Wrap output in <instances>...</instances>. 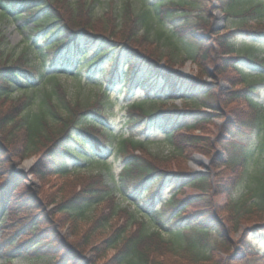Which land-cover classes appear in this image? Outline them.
<instances>
[{
    "label": "trees",
    "instance_id": "obj_1",
    "mask_svg": "<svg viewBox=\"0 0 264 264\" xmlns=\"http://www.w3.org/2000/svg\"><path fill=\"white\" fill-rule=\"evenodd\" d=\"M57 1L0 0V7L4 16L15 14V18L23 24L31 21L30 33L48 30L44 33V40L49 42L44 49L50 56L51 64L58 53L63 59L68 57L71 60L79 56L82 61L88 54L87 50L97 52L80 68L107 56L109 68L102 74L104 81L113 83L114 79L124 77L123 88L126 90L139 87L148 94V91H152L150 87H155L157 93L170 98V103L166 105H162L166 99L159 101L149 96L129 103L126 105L129 108V125L145 118L160 117L168 124L165 136L169 142L173 144L178 134L194 146L203 143L204 137L186 132L201 129L204 122H209L213 116H223L226 120L220 127L217 144H220L225 155L216 162L222 168L216 179L202 172L158 168L143 153L141 157L134 154L137 149L147 150L142 140L125 131L113 134L107 130L109 109L103 102L96 101L76 113L72 108L80 106L74 103L75 106L70 107L60 84L56 82L52 91L47 93L50 96L58 95L68 115L62 119L63 129L58 136H42L44 118H48L50 111L41 107L37 114L26 112L36 96V90L43 86L41 70L33 63L1 62L0 52V100L9 104L5 110L0 109V248L5 257L4 264H11L14 254L32 251L35 257H42L44 250L51 254L47 264H83V255L76 249L77 245L69 243L50 228L51 220L55 223L59 220L55 221L52 214L45 211L42 199L24 183L26 174L15 171L12 159L38 155L29 172L45 184L49 176L69 175L74 169L70 167L74 160L91 158L103 161L108 150L114 146V141L117 152L123 155L119 171L121 187H116L117 191L122 195L133 193L134 190H128L130 185L136 188L151 180L157 185L151 189L153 191L145 204L143 218L136 221L137 217L130 211L129 221L122 228H115L105 240L101 239L115 250L107 264H264V250L249 247L251 236L264 232V223L245 229L237 240H233L229 234L236 231L239 225L253 218L262 219L264 215V104L258 99L262 87L264 89V71L255 73L258 79H251L253 73L246 72L241 63L246 61L264 68V55L257 57L253 54V49H262L260 44L242 41L235 45V38L239 36L264 35V24L261 29L253 28L250 24V19L258 21L259 15L264 14V4L259 0H216L225 17L226 34H217L215 42L221 54L234 52L231 58L220 57L222 63L216 70L223 72L222 69L228 67L230 61L233 74L223 73L227 78H236L241 85L230 91L223 101L222 96L199 77L182 76L169 67L174 62L171 53L174 51H180L184 61H199L201 72L205 70V61L211 62L209 52L214 47L208 40L195 38L199 30L210 29L208 17L211 7L208 0H153L157 19L153 25H150L145 10L135 13L130 0L118 12L105 16L107 25L95 23L97 19L93 17L91 6L82 0L83 5L80 2L77 6V11L82 8L79 19L73 18L77 26L63 19L54 4ZM193 9L197 13L192 16ZM166 21L170 23V31L166 28ZM80 22L81 27L78 26ZM226 36H230V39ZM142 48L147 51H142ZM161 58L166 59L165 64L159 63ZM122 62L126 66L124 74L117 70ZM54 75L55 72L50 76ZM157 80H160L159 85ZM251 83L261 85V88L251 86ZM158 86H161L159 92ZM16 91L22 92V101L20 95L17 98L12 96ZM102 92L106 94V89H102ZM196 92L202 94V100L201 104L193 102L194 105H203L209 111L201 112L196 107L179 109L173 103L176 98L195 100ZM238 98L246 102L249 113L245 117L239 114L226 118L227 102ZM179 112L185 115L196 113L198 116L193 123L179 125ZM73 129L78 133H73ZM106 130L108 132L105 134ZM71 138L76 142L74 147L69 145ZM181 144L175 145L178 152H181ZM92 148L96 153H91ZM253 163L260 164L258 174L248 176L249 180L254 178L255 184L248 193L236 195L239 183L247 178ZM104 175L99 171L94 176H86L72 189V196L67 197L66 192L63 201L58 203V211L66 219H71L75 230L77 219L84 216L88 221L90 217H85L86 214L104 204L102 212H92L91 226L83 230V234L74 230L71 232L85 247L88 246L89 235L97 228L102 232L118 209L114 191ZM212 185L216 187L215 192L211 191ZM184 186L193 188L195 192L183 199L176 198V193ZM165 187L172 191L163 201L160 195ZM67 190L70 192L71 188ZM160 200L159 207L152 208L154 202ZM189 206H193V212L186 211ZM10 209L20 215L15 217ZM162 232L171 234V237L164 240ZM99 242L90 249L99 252ZM237 244L245 248L242 258L229 256L232 247ZM156 252L163 257H158Z\"/></svg>",
    "mask_w": 264,
    "mask_h": 264
},
{
    "label": "rangeland",
    "instance_id": "obj_2",
    "mask_svg": "<svg viewBox=\"0 0 264 264\" xmlns=\"http://www.w3.org/2000/svg\"><path fill=\"white\" fill-rule=\"evenodd\" d=\"M82 0H58L55 2L56 8L62 14L63 19L66 22H69L73 26H77L75 20L73 18L79 19L80 11H77V6ZM85 3L91 6L93 17L97 19L95 23H104L107 25V17L111 13H116L122 9L123 4H125L129 0H83ZM133 4V9L136 12H140L145 10L148 15L147 18L150 21V25L156 23L155 12L153 9V0H130ZM197 1V0H195ZM264 4V0H259ZM209 6L211 7L212 14L208 17L209 27H220L216 32L212 33L211 37L207 40L214 47L212 51L209 52V57L211 62L205 61V70L203 72L200 71L199 61L197 63L192 62V60L187 59L188 65L186 66L185 61L181 58L180 51L171 52L173 54L174 62L169 65L172 70H176L177 72H185L190 75H194L199 77V79L205 84H209L215 93H219L222 96L223 101L229 95L230 91L234 89H238L241 87L240 83L232 79V77H226L225 72L229 75L233 74L230 63L228 62V67H224L223 72H219L218 67H220L222 61V57L231 58L234 56V52H225L223 54L220 53L218 46L215 42V37L217 34H226V27L221 24V20L215 18L214 12L216 13L215 8L212 6L214 3L217 4L216 0H208ZM80 5H83L81 2ZM0 7V52H1V62L7 60L8 63L13 61H21L23 63H33L39 70L42 72V87L36 90V96L34 100L31 101L29 107L27 108V113L37 114L41 109H46L50 111V115L48 118H44L43 123V132L42 136H47V138H53L58 136L63 129V125L61 124L62 119H64L68 115V111L64 109L63 104L60 102V99L57 94H52L51 96L47 93L52 91V87L54 82L59 83L61 86V90L64 93V98L70 102V107L75 106L74 103H77L80 107L72 108V111L76 113L89 105H93L94 102L99 101L103 102L104 106L109 109V124L107 125V130H111L113 134H118L121 131H125L126 134H132L136 139L139 138L144 142L147 150L137 149L134 151V154L138 157H141V153L145 157H147L150 161L154 163V165H158V168L165 169H176L179 171H190V172H199L206 173L211 178H218V175L221 171V167L217 166L216 162L221 160L225 152L221 148L220 144H217V137L220 135V127L225 118L223 116H213L209 122H204V125L201 129L196 128L191 131H187L186 133L201 135L204 137L203 143L200 145L192 146L186 138L179 137L175 135L174 143L168 141V138L165 136L166 127L168 128V124L163 121V118L150 117L145 118V120H140L139 123H132L133 125H129V121L127 122V115L129 113V108L126 107L129 103L134 101H141L146 99V97L154 98L160 100H165L166 103L162 105H166L170 103V98L166 97L164 94H159L155 91V87H150L152 91H148V94L144 93L139 87H134V89L126 90L123 88V78L114 79L113 83H107L103 80L102 74L104 70L109 68L108 66V57H102L98 59V61H94L92 65H86L80 68L82 63L88 62L97 52H91L87 50L88 54L85 59L80 61L79 56L73 57L71 60H67V57L61 58L60 54H56L55 62L51 64L50 56L45 52L44 47H46L49 40H44L45 32L38 33H30V28H32V22L29 21L26 24L20 19L15 18V14H7L3 15L1 13ZM80 9V8H79ZM7 13H10L7 10ZM197 11L193 9L192 16L196 14ZM220 15H222L220 13ZM219 15V16H220ZM92 17V19H93ZM83 19V18H82ZM250 24L253 28L261 29L264 24V14H260L258 17V21L256 19H250ZM109 23V21H108ZM166 28L170 31V23L165 22ZM102 25V24H101ZM81 27V22L78 25ZM95 31H100V29H96ZM141 33V30H138ZM153 32V31H152ZM208 33L207 30H199L196 32L198 35H204ZM231 36V35H230ZM230 36H226V38L230 39ZM236 39V40H235ZM235 45L240 44V42L244 41L245 43H257L262 45V49H253V54L257 57H262L264 55V37L253 36H239L235 38ZM206 40V39H203ZM215 43V44H214ZM142 51H147V49L142 48ZM165 51H169L167 48L163 47ZM221 57V58H220ZM177 58V60H176ZM66 61V62H64ZM165 58H161L160 64H165ZM67 63V65H65ZM96 63V64H95ZM242 67L246 70V72L253 73L251 75V79H258L259 76L255 73L258 71H263L262 68H259L256 65L248 64L246 61H241ZM108 67V68H107ZM187 67V69H183ZM118 72H122V74L126 71V66L124 62L118 65ZM112 71V69H111ZM53 72L56 73L54 76H50ZM231 79V80H230ZM160 80H157V85H159ZM234 81V82H233ZM251 86L261 88V85H257L256 83H251ZM158 92L161 91V86ZM131 88V86H130ZM102 89H106V94L102 92ZM194 91V90H192ZM251 91V90H250ZM21 91H16L13 93V97L17 98L19 95L20 101ZM196 95V96H195ZM195 100H183L181 98L173 99V103L179 106V109L186 108L192 109L191 107H196L199 111H209L208 108H205L201 104L202 94L196 92ZM259 102L264 104V89L260 91ZM193 102L199 103L194 105ZM8 102L3 99L0 100V109L5 110L8 106ZM158 105V104H157ZM156 105V106H157ZM147 106V105H145ZM226 118H233L235 115H241L245 117L249 113V107L246 102L242 98L234 99L233 101H228L225 106ZM197 112V111H196ZM56 113V114H55ZM201 113H199L200 115ZM58 116V118L56 117ZM196 113L193 115L191 113L184 114V112H179V116L177 117V123H193L196 120ZM135 119L139 118L138 116H133ZM66 119V118H65ZM143 123V125H142ZM131 126V127H130ZM144 126V128H143ZM146 129V130H145ZM104 131L106 134L108 131ZM145 130V132H144ZM143 131V133H141ZM185 131L181 132L184 133ZM208 139V140H207ZM117 143V141H116ZM178 143H182L180 146L182 147L181 152H178L176 146ZM203 144V146H202ZM90 145V144H89ZM113 147L108 150V154L104 157L103 161L92 160L91 158H81L74 160L70 164V167H74L73 171L66 176H49L48 180L45 184L42 183L38 178H35L33 174L29 172L30 168H32L37 159L38 155H30L25 159L14 158L12 159V163H14V168L17 171H26V178L24 179V183L32 189L33 192H36L37 195L42 199L43 208L49 214H52L53 218L58 219L56 223L51 220L49 226L53 228L56 232L60 233L69 243H75L76 249L81 251L83 255V264H107V260L114 254V248L111 246H107L103 243V240L107 238L108 234H112L115 228H122L125 223L129 221L128 213L131 211L135 217L136 221H139L140 218H143V213L146 212L145 204L149 201V196L153 190H151L157 183L154 180H151L149 183H145L142 186H138L133 188V185H130V190H134L133 193H124V195L120 194L117 191L116 187H121V181L119 176V171L122 167V158L123 155L121 152H117L115 147V141L113 142ZM76 146L73 143L72 147ZM91 153H96L95 149L92 148ZM131 153V152H130ZM199 156V158L197 157ZM194 158V159H192ZM27 162H30V166L27 169ZM166 163V164H165ZM264 163V162H263ZM168 165V166H166ZM260 167L259 163H253L249 167V172L247 174V178L242 180L238 185V190L236 189V195H244L248 193L251 186L255 184V180H249L248 176H255L258 168ZM26 169V170H25ZM105 173L104 177L107 180L108 184L112 187L114 191V198L116 202V212L109 218L107 227L105 229L100 230L97 228L89 235L88 246L85 247L81 245L80 240L72 235V230L75 232H79L83 234V230H86L87 227L92 222V212L86 214L85 217H90L87 221V218L82 216L80 219L76 220L77 229L75 230L72 227L71 219H66L61 213L58 211V203L63 201L66 196L70 197L74 193L72 190L77 182L84 179L86 176L95 175L96 172ZM68 174V173H67ZM116 185V186H115ZM61 186L62 189H61ZM211 191L215 192L216 187L214 185L211 186ZM71 188L70 192L67 189ZM171 188L165 187L161 192V200H166L171 194ZM195 192V190L189 186L182 187L177 193L176 198L183 199L187 197L190 193ZM211 192V193H212ZM72 194V195H71ZM235 196V195H234ZM160 201L154 202L152 208H158ZM127 208V209H126ZM122 209H125L123 211ZM193 206H189L187 208V212H193ZM104 210V204H100L94 210L93 213H100ZM10 211L18 217L20 215L19 212L14 209H10ZM91 215V216H90ZM254 219V218H253ZM247 221L238 226L236 231L229 232L230 236L233 240H237L239 235L243 233L245 229L253 227L257 223H264V215L262 219H256ZM258 221V222H257ZM91 226V225H90ZM110 226V227H108ZM162 238L168 239L171 237V234L167 232L161 233ZM99 243L100 250L99 252L90 249L92 245L95 243ZM77 243V244H76ZM249 247L256 248L260 251L264 250V232L255 234L250 238ZM245 248L243 245L237 244L232 247L231 252L235 257L242 258ZM42 257H35L34 252L29 251L21 254H14L12 256L11 264H47L51 254L46 253L44 250ZM157 253L158 257H163L161 253ZM0 264H4V255L2 252V248H0Z\"/></svg>",
    "mask_w": 264,
    "mask_h": 264
},
{
    "label": "water",
    "instance_id": "obj_3",
    "mask_svg": "<svg viewBox=\"0 0 264 264\" xmlns=\"http://www.w3.org/2000/svg\"><path fill=\"white\" fill-rule=\"evenodd\" d=\"M217 19H220V20H222V17H220L219 15H218V13L216 14V16H215ZM214 30H216V28H213ZM210 35H203V36H200L199 38H207V37H209ZM192 159H194V158H192Z\"/></svg>",
    "mask_w": 264,
    "mask_h": 264
},
{
    "label": "bare ground",
    "instance_id": "obj_4",
    "mask_svg": "<svg viewBox=\"0 0 264 264\" xmlns=\"http://www.w3.org/2000/svg\"><path fill=\"white\" fill-rule=\"evenodd\" d=\"M183 69H185V70H186V69H187V67H184Z\"/></svg>",
    "mask_w": 264,
    "mask_h": 264
}]
</instances>
